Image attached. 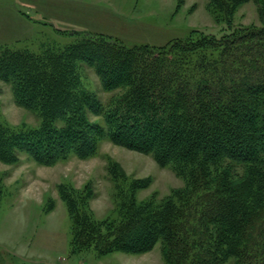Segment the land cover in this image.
Instances as JSON below:
<instances>
[{
    "label": "trees",
    "instance_id": "obj_1",
    "mask_svg": "<svg viewBox=\"0 0 264 264\" xmlns=\"http://www.w3.org/2000/svg\"><path fill=\"white\" fill-rule=\"evenodd\" d=\"M250 1L209 0L226 27L221 37L191 31L163 46L128 47L73 33V43L39 53L0 47V82L40 118L33 128L0 122L1 163L18 165L22 154L48 167L87 160L108 140L184 181L168 198L139 201L151 180L110 166L118 205L104 219L92 210L91 184L61 183L72 255H142L160 243L165 264H264V0H253L261 26H234ZM82 65L113 93L108 103L85 86Z\"/></svg>",
    "mask_w": 264,
    "mask_h": 264
},
{
    "label": "rangeland",
    "instance_id": "obj_2",
    "mask_svg": "<svg viewBox=\"0 0 264 264\" xmlns=\"http://www.w3.org/2000/svg\"><path fill=\"white\" fill-rule=\"evenodd\" d=\"M208 4L209 0H0V47L39 53L73 43L77 39L73 33L111 36L128 47L163 46L186 38L191 31L221 37L226 27L217 23ZM261 20L252 0L238 9L234 26L258 27ZM81 74L85 86L108 103L113 93L103 91L94 70L82 65ZM91 120L104 125L101 117ZM0 122L33 128L40 118L18 107L10 86L0 82ZM110 166L128 179L151 180L148 189L138 192L139 201L153 194L168 198L184 187L171 167L108 140L87 160L71 157L48 167L22 154L18 165L0 162V264H165L160 243L142 255L70 253L71 223L58 186L70 183L80 189L91 184L95 191L92 210L104 219L117 208Z\"/></svg>",
    "mask_w": 264,
    "mask_h": 264
}]
</instances>
